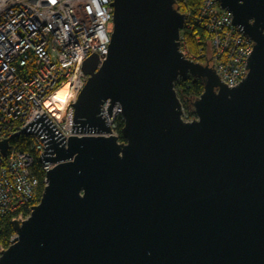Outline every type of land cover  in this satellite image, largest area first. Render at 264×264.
<instances>
[{
	"label": "water",
	"instance_id": "water-1",
	"mask_svg": "<svg viewBox=\"0 0 264 264\" xmlns=\"http://www.w3.org/2000/svg\"><path fill=\"white\" fill-rule=\"evenodd\" d=\"M217 1L253 41L228 87L180 53L175 0L108 2L105 58L81 60L88 76L69 103L70 130L89 134L64 141L42 112L8 136L50 130L38 159L52 166L29 216L11 220L0 264H264V0ZM187 76L203 89L182 122L174 80ZM106 99L109 118L120 105L122 141Z\"/></svg>",
	"mask_w": 264,
	"mask_h": 264
},
{
	"label": "built area",
	"instance_id": "built-area-1",
	"mask_svg": "<svg viewBox=\"0 0 264 264\" xmlns=\"http://www.w3.org/2000/svg\"><path fill=\"white\" fill-rule=\"evenodd\" d=\"M110 1L0 0V140L42 112L64 141L68 135L89 134L70 130L73 107L69 103L75 101L88 76L80 68L81 60L92 51L98 56L97 66L105 58L112 21ZM230 18L217 0H202L197 12L185 9L177 37L182 56L201 64L206 59L227 87L244 78L245 58L253 45ZM64 83L69 90L65 107L50 108L47 100ZM179 102L180 120H195L190 103L188 108ZM108 103V99L101 103V112L110 133L117 135L114 127L120 105H111L109 118ZM49 132L20 131L6 139L5 155L0 151V219L20 223L29 216L30 205L38 203L42 189L34 166L38 161L43 172L52 166L38 159L44 146L40 137ZM44 184L43 175L42 188ZM4 248L0 246V252Z\"/></svg>",
	"mask_w": 264,
	"mask_h": 264
},
{
	"label": "trees",
	"instance_id": "trees-1",
	"mask_svg": "<svg viewBox=\"0 0 264 264\" xmlns=\"http://www.w3.org/2000/svg\"><path fill=\"white\" fill-rule=\"evenodd\" d=\"M201 2L202 0H185V2H183L182 0H175V7L181 13H183L186 8H188L191 12L194 13L198 11ZM174 87L176 89L179 100L189 108L190 100L192 98L197 97L201 93L203 89V84L200 78L187 76L186 78H178L174 82ZM121 126H122V119L121 117H118L116 119L114 128L117 133L118 140L120 141L123 140L120 132ZM34 171L39 179V191H40L42 189V178L44 172L40 169V165L38 161H36L35 163ZM13 234H14V230L11 222L6 218H1L0 246L6 247Z\"/></svg>",
	"mask_w": 264,
	"mask_h": 264
},
{
	"label": "bare ground",
	"instance_id": "bare-ground-1",
	"mask_svg": "<svg viewBox=\"0 0 264 264\" xmlns=\"http://www.w3.org/2000/svg\"><path fill=\"white\" fill-rule=\"evenodd\" d=\"M68 96V85L64 83L50 95L47 105L50 108L56 107L62 110L68 101Z\"/></svg>",
	"mask_w": 264,
	"mask_h": 264
}]
</instances>
